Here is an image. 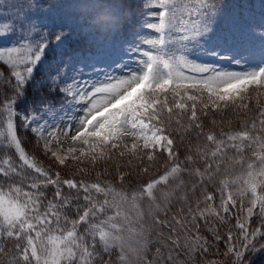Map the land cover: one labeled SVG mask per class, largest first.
Returning a JSON list of instances; mask_svg holds the SVG:
<instances>
[{"label":"snow or ice","instance_id":"1","mask_svg":"<svg viewBox=\"0 0 264 264\" xmlns=\"http://www.w3.org/2000/svg\"><path fill=\"white\" fill-rule=\"evenodd\" d=\"M117 7L124 14V23L130 22V30L87 56L71 50L78 30L62 15L44 14L38 0H22L10 16L0 13V41H7L0 46V178H19L21 182L9 184L7 191L0 186V237L17 241L16 264H117V260L119 264H176L172 251L182 246L179 236L167 238L173 245L167 253L157 247L152 259L148 258L144 214L136 202L147 197L153 225L168 226L151 211L153 206L161 207L155 189L190 169L174 163L132 194L140 223L137 231L125 208V194L99 180L62 179L58 171L52 173L38 160V155H50L64 164L52 143L70 140L85 146L73 157L80 162L85 157L93 165L116 160L115 149L120 158L129 157L130 165L140 161V170L147 173L145 159L154 162L157 153L166 154L169 161L178 156L169 131L173 118L175 131L195 128L207 141V151L197 147L207 163L204 172L195 170L201 183L205 176L212 178L213 163L219 171L226 150L242 153L254 149L260 166L248 164L246 187L239 195L251 192L248 218L257 204L264 218V195H257V186L264 185V107L239 130L229 133L204 134L202 120L209 111L247 109V104L237 100L243 99L248 86L264 89V0H135L134 6L126 0ZM221 61L243 70L224 68ZM21 129L31 136L24 138ZM123 136L133 137L134 142L121 147ZM28 144L32 155L26 151ZM186 159L193 161L192 156ZM116 168L123 183L125 175L118 160ZM223 184L227 187V181ZM49 186L54 189L53 199L44 204V190ZM101 195L103 200L96 199ZM74 198H82L84 204L75 207L76 218L70 220L65 210H73ZM167 199L165 193V202ZM213 200L212 194L205 193L204 209L198 201L195 213L189 207L191 221L174 216L175 225L185 230L186 223L196 226L197 215L201 219L206 214L219 215L207 203ZM236 207V197L221 189L222 212L230 213ZM220 219L223 223L224 217ZM62 220L71 227L62 226ZM81 225L83 232L79 231ZM236 227L243 244L240 249L230 246L228 251L240 264L245 252H255L258 244L264 248L257 240L264 237V230L249 231L240 220ZM171 230L178 232L177 227ZM125 232L138 237L135 247ZM183 239V247L191 255L195 248L188 243L190 237ZM232 239L229 231L228 240ZM206 243L200 245L204 251ZM114 249L119 250L117 260L112 259Z\"/></svg>","mask_w":264,"mask_h":264},{"label":"rangeland","instance_id":"2","mask_svg":"<svg viewBox=\"0 0 264 264\" xmlns=\"http://www.w3.org/2000/svg\"><path fill=\"white\" fill-rule=\"evenodd\" d=\"M133 1L135 2V0H130L129 3H133ZM21 2L22 0H0V13H2L5 17L10 16L14 11L17 10L16 5ZM38 2L43 5L42 12L44 14H47L49 12H55L56 14L62 15L66 17L69 22L78 30L73 34L72 41L76 42L74 43L75 46L70 45L71 50H73L78 55H95L99 46L107 44L113 39H120L124 35L120 33L119 24L117 20H115L116 17L121 16V12L117 7L120 4L116 0H38ZM88 14H93V16H88V18H85V15ZM6 43L7 41H0V46H3ZM87 47L90 48L86 50L85 48ZM220 66L235 71L243 70L242 66L230 65L223 61L220 62ZM132 67H135V65L133 64ZM117 75H119V73H117ZM257 99L264 100V89L257 90L256 85H249L247 92L243 94V99H238L237 103L247 104L249 102L253 104L255 102L252 101H257ZM259 105H261V107H264V102L261 101V104ZM224 111L225 110H222L221 112ZM238 111L240 117L245 119L243 121L244 123L247 120L251 119V117L246 115L245 111L247 110L240 108L238 109ZM174 119L175 118H173V123L169 128V131L172 132L173 139L176 141V151L178 153V156L172 161L167 160L166 154L157 153V159L154 162H148L146 159L144 160V166H148L150 169L149 172L144 173L140 170V161L134 160L133 163L130 165L128 164L129 157L127 155L123 158H120L118 150H113V152L116 153V160H118L120 165L119 170L122 173H124V171L126 172L127 170L132 172L129 175H126V173H124L125 180L123 183L119 180V176L116 173L114 175L108 174L105 173L104 170L105 167H107L115 169L114 172H117L116 160H109L107 162L101 160L97 161L96 164L93 165L86 157L81 158L83 159V162L74 159V156L79 155V149L85 147L79 142L73 143L70 140H66L60 144H57L55 142L52 143L53 151H57L58 155L61 158H64V164L62 165L59 164L50 155H38V160L43 167L51 170L52 173L58 171L61 175V178L63 177L62 179L76 178L75 175L77 173L93 174L96 177L93 178L95 179V181L93 182L99 180V182L104 185H112L115 188L116 192L125 194L128 197V203L125 205V208L127 209V214L132 220V227L137 231L140 228V223L137 222V209L132 207V194L139 193L145 183L149 182L152 179L158 178L166 170H168L172 164L180 163L182 168L190 169V171L185 170L180 172L176 179H170V183L167 186L158 185L155 189L157 197L156 203L160 204L161 207L159 210H157L154 206L151 208L153 215L157 216L161 221H166L168 223V226L153 225V221L149 217L151 202L147 199V197H142L136 202L139 206V211L143 212L144 214V219L142 223L147 234L146 239L149 242L147 245V256L151 260L156 253L157 247L161 248L162 252L167 253L169 249L173 248L172 241L167 238L169 236H173L174 238L179 236L182 246L172 251V255L176 258V264H191L189 263V258L193 259V257L194 260L196 259L197 264H222L221 262L227 259V257L229 258L233 256L231 252H228V255H226L225 258L221 257L218 259L217 256L215 258L212 257V253L206 255L207 252L204 251L203 248L200 247V245L207 240L205 238L206 233H213L216 226L224 224L227 221V218H230L232 216H234L235 224L233 223V225L230 227L231 234L236 233L235 230L239 229L236 227L237 220H240L241 222H246L249 231L255 230L256 226H259L258 228L264 230V218L259 215V204H257L256 208L254 209V214L252 215V217L248 218L247 216L246 209L247 207L251 206V192L248 191L243 196L239 195V193L246 187L243 181L248 178V164L252 163L254 165V168L257 169L260 165L256 158V155L254 154V149L246 148L242 153H237L233 149H228L226 150V153H229L228 161L224 158L220 159V168L218 172L215 171L216 164L213 163L212 178L209 179L207 176H205L204 182L201 183V178L195 174V170L198 168L201 172H204L205 168L207 167V163L204 166L201 165L203 169H200L201 166H196L194 159L198 156L202 157L201 153L197 152L198 146H201L200 148L203 151H207V149L204 150V146L202 143L203 141L201 139L204 138V135H200V138V136L194 134L192 135V137H189L191 139H184L185 132L192 131V129L186 130L182 128L179 129V131H175L176 125L174 123ZM242 125L237 124L235 127L233 126L235 129L231 130L230 132L239 130ZM231 126L232 125H229L227 127ZM222 128L224 127H221V123H218L217 129ZM20 132L21 135L25 138L31 136V133H29V135L28 133H25L23 129H21ZM194 136L195 140L193 141ZM181 137H183V139H181ZM199 139L200 144L197 143ZM190 140H192V142ZM133 142V137L131 136H123L120 138L121 147H123L124 143H127L130 146ZM71 148H76L78 150L77 153L71 152ZM29 151L34 154L32 152V146L29 147ZM188 156L193 157L192 162L187 161L186 158ZM209 159L211 158L209 157ZM223 160H225L224 162L226 163L221 164V161ZM80 169H83V171H80ZM224 181H227V187H224ZM11 183L20 184L21 182L19 178H16L14 181L6 180L5 178H0V186H2L5 191H7L8 185ZM21 186L26 191L29 190L26 184H23ZM221 189H223L225 195L231 192L237 199V207L233 208L230 213H223L220 209ZM47 190L48 188L44 190L45 196ZM165 193L168 194L167 202H165L164 200ZM205 193H210L213 195L214 200L207 203L210 204L211 208L218 212L219 215L206 214L205 219H201L197 215V218L195 220L196 226H193L192 223H186L185 230H181L179 226L175 225V221L172 218L175 216L180 219H186L187 221H191L192 217L189 215V207H191L195 213V210L197 208V202L199 201L200 209H204ZM257 195H264V185L257 186ZM109 198L111 199V196ZM96 199L103 200L104 197L101 195L96 197ZM43 203L46 204L47 201L43 199ZM77 205L83 204L80 203ZM75 207L76 206L73 207L71 214H69L68 216L70 220L76 218ZM65 212L68 211L65 210ZM112 212V209L108 210L109 215H111ZM221 216L224 217L223 223H220ZM212 217L213 219H215V223H212ZM252 223H254L255 225L250 228L252 226ZM61 225L67 228L71 227V224L65 225V222L63 220L61 221ZM172 227H177L178 232L173 233L171 230ZM83 229L84 226L81 225L79 227V231L83 232ZM201 229L205 232V234H201L199 232V230ZM197 230L198 232H196ZM123 235L128 239L129 243L133 247L136 246V240L138 239V237H129V234L127 232L123 233ZM185 235L190 237L188 243L195 248V252L191 255H189L188 250L183 247V238ZM197 236H199L201 240L197 241ZM7 239L8 237L6 236L0 237V245L3 240ZM257 240L260 242V239H258V237ZM153 243H155V245L152 247ZM232 243L235 244V248L240 249V245L243 244V238L241 237V235L238 237V239L237 237H235L233 238ZM204 247L207 248V243L204 244ZM257 247L258 253H260L261 256H257L258 253H254L251 258H248L246 256L247 252H245L242 264H264V248H259L260 246L258 245ZM117 251V255H119V250ZM207 256L212 257L208 260L210 263H207V261H205L204 259ZM153 264H155V262H153ZM169 264H172V262H169Z\"/></svg>","mask_w":264,"mask_h":264},{"label":"trees","instance_id":"3","mask_svg":"<svg viewBox=\"0 0 264 264\" xmlns=\"http://www.w3.org/2000/svg\"><path fill=\"white\" fill-rule=\"evenodd\" d=\"M116 1L119 2V4H121V0H116ZM129 1L130 0H127V2H129ZM132 4L135 5V2L133 1ZM118 17L120 18L119 24L121 26V24L124 22V18H125L124 14L121 13V16H118ZM129 27H130V22H125L121 29L128 30ZM73 43L74 42L72 41L71 44H73ZM29 99H31V96H29ZM261 101L264 102V100H261V99L260 100L257 99V101H255V100L252 101V102H255L253 104L248 102L247 103L248 108L245 109V110H247V111H245L246 115H248L251 118H254L256 116V114L258 113V109L261 107V105H259V104H261ZM255 104H258V105H255ZM224 110H225L224 112H221L222 110L221 111H215V112L209 111V114H208L207 117H202V120L204 122V128H203L204 134H207L209 132H213V133H216L217 135H219L221 132L227 133V132H230L231 130L235 129L234 127L237 124L238 125L244 124L243 121L245 119L240 117L239 111H238L237 108L229 107V108L224 109ZM213 120L216 121L215 124L212 123ZM218 123H221V127H224V128L217 129ZM229 125H232V126L231 127H227ZM258 127H259V125H258ZM198 132H199L198 129L192 128V131L185 132V134H184L185 138L184 139H187L190 136L192 137V135H194V134L197 135ZM200 138H201V136H200ZM189 139H191V138H189ZM201 139L203 141L202 142L203 146H205L207 144V141L205 140V138H201ZM194 140H195V136H194L193 141ZM190 141L192 142V140H190ZM197 143L200 144V139L198 140ZM31 146H32L31 144H28L26 146V150L29 152L30 155H32V153L29 151V147H31ZM204 150H206V148H204ZM228 155H229V153L227 152L226 156L224 157V159L225 160L227 159V161H228V158H229ZM225 160L221 161V164L226 163V162H224ZM194 162L196 163V166L197 165L204 166L206 164L205 159L200 157V156L195 158ZM202 166L200 167V169H203ZM104 170H107V171H105V173H108V174H113L114 175L116 173V172H114L115 169H111V168L105 167ZM124 173H126V175H129L132 172L127 170L126 172L124 171ZM83 175H85V176H83ZM75 177L76 178H74V179H76V180H77V177H78V180L83 179L86 182H93V181H95V179H93V178H96L93 174H84V173H82V174L81 173H77L75 175ZM127 177H129V176H127ZM131 183H132V181H131ZM65 191L67 192V190H65ZM53 193H54V189L51 186H49L44 200L45 201L51 200V198H53ZM80 203L84 204V201H83L82 198L80 200H76L75 198L73 199V207L77 206V204H80ZM65 214L69 216V214H71V211L65 212ZM212 223H215V219H213V217H212ZM233 223L235 224L234 216H232L230 218H227V221L224 224H220V225L216 226L213 233H206L205 238L207 239L206 241H207V250H208V251H206L207 252L206 255H208L209 253H212L211 256L214 257V258L217 256L218 259L221 258V257L225 258L226 255H228L227 253L229 252L228 251L229 247L233 246V244H234V243H232L233 239H232V241L228 240V233H229L230 227L233 225ZM253 225H255V224L252 223V226L250 228H252ZM258 227L259 226H256V228H258ZM260 227H263V226H260ZM235 231H236V233L232 234V237L233 238L237 237V239H238V237L240 236V231H239V229H236ZM196 232H198V230ZM199 232L201 234H205V232L202 229L199 230ZM217 235L219 236V239H217ZM262 238L258 237V239H260V243L264 244V237H262ZM16 244H17V241L14 240V239H10V238H8L7 240H3L1 242L0 249H3L4 251L0 252V264H16V259H15V257H16L15 245ZM154 245H155V243L152 244V247ZM234 246H235V244H234ZM258 246H259V244H258ZM259 248H261V247H259ZM117 250L118 249H114L113 250L114 251V255L112 256L113 260H117V257H118V255H117L118 251ZM260 251H262V250H260ZM254 253H258V249L255 252H251V253L247 252L246 256L248 258L249 257L251 258V256L254 255ZM116 255H117V257H116ZM211 256L210 257L207 256V257L204 258L205 261H207V263H210L208 260L210 258H212ZM257 256H261L260 253H258ZM189 260H190L189 263L197 264L196 259L194 260V257H193V259L189 258ZM221 263L222 264H237V260H236L235 255L233 254V256H231L229 258L227 257V259H225ZM242 263L243 262L240 261V264H242ZM117 264H119L118 260H117Z\"/></svg>","mask_w":264,"mask_h":264},{"label":"clouds","instance_id":"4","mask_svg":"<svg viewBox=\"0 0 264 264\" xmlns=\"http://www.w3.org/2000/svg\"><path fill=\"white\" fill-rule=\"evenodd\" d=\"M124 2H126V0H121V3H124ZM123 23L121 24L120 29L123 27ZM120 29H119V31H120Z\"/></svg>","mask_w":264,"mask_h":264}]
</instances>
